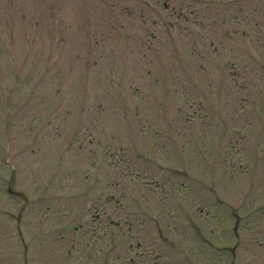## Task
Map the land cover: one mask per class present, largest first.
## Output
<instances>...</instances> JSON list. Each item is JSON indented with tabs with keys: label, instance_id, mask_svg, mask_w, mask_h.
Returning <instances> with one entry per match:
<instances>
[{
	"label": "rangeland",
	"instance_id": "374dc122",
	"mask_svg": "<svg viewBox=\"0 0 264 264\" xmlns=\"http://www.w3.org/2000/svg\"><path fill=\"white\" fill-rule=\"evenodd\" d=\"M0 264H264V0H0Z\"/></svg>",
	"mask_w": 264,
	"mask_h": 264
}]
</instances>
